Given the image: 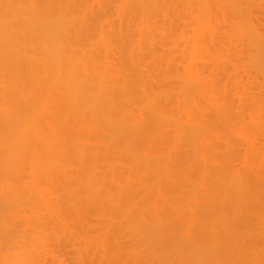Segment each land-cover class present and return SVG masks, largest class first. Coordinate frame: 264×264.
Wrapping results in <instances>:
<instances>
[{"label":"bare ground","instance_id":"bare-ground-1","mask_svg":"<svg viewBox=\"0 0 264 264\" xmlns=\"http://www.w3.org/2000/svg\"><path fill=\"white\" fill-rule=\"evenodd\" d=\"M0 264H264V0H0Z\"/></svg>","mask_w":264,"mask_h":264}]
</instances>
